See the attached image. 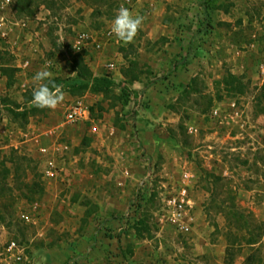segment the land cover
I'll use <instances>...</instances> for the list:
<instances>
[{"label": "rangeland", "instance_id": "1", "mask_svg": "<svg viewBox=\"0 0 264 264\" xmlns=\"http://www.w3.org/2000/svg\"><path fill=\"white\" fill-rule=\"evenodd\" d=\"M119 5L0 0V264H264V0H137L134 41L100 42ZM76 65L114 85L26 101ZM179 186L189 231L165 216Z\"/></svg>", "mask_w": 264, "mask_h": 264}, {"label": "built area", "instance_id": "2", "mask_svg": "<svg viewBox=\"0 0 264 264\" xmlns=\"http://www.w3.org/2000/svg\"><path fill=\"white\" fill-rule=\"evenodd\" d=\"M9 1V0H6ZM120 5H124L127 8H131L135 1L137 0H119ZM110 26L111 23L102 31L101 37H99L100 42H112V43H119L117 38L110 34ZM80 37H85V34H80ZM100 42L96 44V47L100 46ZM109 67H114L113 61L109 62ZM232 109H234L235 105L234 103L231 104ZM236 113V109L234 111ZM221 112L218 109H213L210 117L211 118H220ZM66 118L69 122H78V121H85L89 118L88 116V110L81 106V105H75L72 107V109L69 110V112L66 115ZM92 130H95V127H92ZM60 146H55L53 150H49L46 147H42V151L45 153V167L43 171V175L46 178H52L56 175H58L59 171V165L61 164L59 162L60 159H58L57 154L58 151H60ZM190 196L188 192V188L186 186H179L173 190V192L169 193L165 198V216L167 220L175 225L179 230L181 231H189L191 228V221L192 216L189 213V210L187 209V205H190ZM21 217L27 219L28 216L24 212L21 213ZM17 251L18 246L15 241H11L8 245V251ZM14 257L16 260L21 259V255L18 254V252L14 253Z\"/></svg>", "mask_w": 264, "mask_h": 264}, {"label": "clouds", "instance_id": "3", "mask_svg": "<svg viewBox=\"0 0 264 264\" xmlns=\"http://www.w3.org/2000/svg\"><path fill=\"white\" fill-rule=\"evenodd\" d=\"M144 21L141 15H133L129 8L121 5L110 26V34L118 42L127 45L134 41ZM34 88L31 104L39 109H56L65 99L62 86L55 83L53 74L47 67L37 71L33 76Z\"/></svg>", "mask_w": 264, "mask_h": 264}, {"label": "trees", "instance_id": "4", "mask_svg": "<svg viewBox=\"0 0 264 264\" xmlns=\"http://www.w3.org/2000/svg\"><path fill=\"white\" fill-rule=\"evenodd\" d=\"M76 75L68 79H54L55 83L65 84V89L72 95L82 93L85 90H92L95 92L105 91L114 85L113 80L108 74L94 75L89 68L85 66H75ZM32 95H30L26 101H31Z\"/></svg>", "mask_w": 264, "mask_h": 264}]
</instances>
